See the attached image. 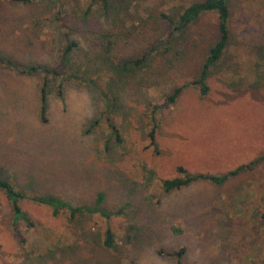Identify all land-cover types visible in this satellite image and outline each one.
Wrapping results in <instances>:
<instances>
[{
    "label": "rangeland",
    "instance_id": "1",
    "mask_svg": "<svg viewBox=\"0 0 264 264\" xmlns=\"http://www.w3.org/2000/svg\"><path fill=\"white\" fill-rule=\"evenodd\" d=\"M193 1L130 0L132 24L114 30L123 35L109 63L147 51L168 33L158 14L172 15ZM89 3L0 0V60L10 61L0 62V175L28 195L65 196L73 205H91L101 193L100 206L122 208V214L107 221L97 214L85 217L70 225L69 237L64 216L51 217L47 208L25 200L20 207L36 224L29 230L19 226L22 245L0 192V264H47V253L65 239L73 241L78 226L100 239L108 226L115 239L109 255L118 264H175L168 255L180 249L181 264H264V161L221 185L198 180L170 192L160 187L162 180L178 176V167L189 174H223L264 152V0H230L228 46L208 71L204 96L188 84L198 77L215 39L213 13L188 27L182 46L173 48L182 52L178 61L170 53L154 57L135 72L143 77L141 85L126 87L122 106L101 116L104 102L88 83L27 71L53 68L70 43L67 63L78 70L76 76L93 81L111 98L109 64L97 65L94 56L105 53L112 35L96 5L83 14ZM44 78L41 122L38 93ZM183 84L175 103L156 115L153 151L146 139L148 114L171 88Z\"/></svg>",
    "mask_w": 264,
    "mask_h": 264
},
{
    "label": "trees",
    "instance_id": "2",
    "mask_svg": "<svg viewBox=\"0 0 264 264\" xmlns=\"http://www.w3.org/2000/svg\"><path fill=\"white\" fill-rule=\"evenodd\" d=\"M14 3L20 4H31L33 2H42L43 0H7ZM130 0H90L89 5L85 8L83 14L87 15L90 13L92 5H96L98 12H100L101 17L105 26L109 28V32L112 36H109V43L105 49V53L100 50L94 56V60L97 65H102L104 63L109 64V76L107 83V88L109 89L110 97L104 91V89L91 80H84L76 76L78 70L72 69L70 64L67 63L69 58V53L71 48L74 46L70 43H66L61 50L60 56L57 59L58 62L52 68L45 66H29L27 71L36 73L40 71L47 75L58 76L61 81H84L88 83L89 86L98 92L101 100L104 102L103 107L99 115L109 113V109L122 106V92L126 87L131 86L133 89L138 88L143 80L142 76H139L135 72L140 71L145 64L150 62L154 57L158 55L163 57V55L170 53L173 61H178V55L181 50H173L175 46H182V39L184 34L188 30V27L194 24L201 16L207 13H213L216 15V28H215V39L208 47L206 51V56L203 60L201 69L199 71L198 77L191 81L188 85L196 86L200 96H204L207 92V87L205 85V80L208 76V71L211 67L217 65V63L223 57L224 52L228 46V39L230 35L229 28V17H230V0H196L189 3L186 6L180 7L172 15H164L162 13L158 14V18L161 19L168 26V33L162 39H156L154 44L145 52L140 53L137 56H130L124 59H120L115 66L109 63V56L116 53L113 52L114 45L119 36L123 35L121 31L114 32L117 30V25L120 24H132L130 21L131 15L128 14V3ZM122 30L124 28L122 27ZM114 33V35H113ZM124 34L125 30H124ZM127 35V34H126ZM185 46V45H184ZM107 50V51H106ZM152 53L154 55L152 56ZM106 55V57H104ZM1 63H10L8 60H0ZM69 62V61H68ZM74 65V63H73ZM79 68V66L77 67ZM71 70V72H70ZM135 76L133 78V75ZM44 76V77H45ZM156 76V75H155ZM158 75L157 78H160ZM131 80V82H130ZM133 80V81H132ZM64 83V82H63ZM159 83V82H158ZM187 84L180 85L178 87H173L170 89L169 93L164 95L162 102L154 104L151 111L149 112L148 119V130L146 133L147 146L153 151L156 150L155 145V132L157 130V124L155 121L156 115L164 108L173 105L181 94L182 90ZM115 86V89L113 87ZM47 83L45 78L38 93L39 99V118L41 122H45V111H46V92ZM111 90V91H110ZM47 91V90H46ZM58 97L61 98V86L57 89ZM96 120L92 121V125H95ZM105 123L110 130L111 136H113L114 141L119 143V135L116 128L113 126L109 116H106ZM91 125V126H92ZM264 161V152L262 155L254 158L253 160L242 164L232 170H229L223 174H207V173H187L183 168L178 167L176 169L178 176L162 180L160 182V187L163 192H170L173 190H178L182 187L188 186L195 181L208 182L214 185H221L226 179L234 177L238 174L244 173L251 170L255 164ZM0 192L6 198L10 215H11V227L17 242L24 244V238L20 234L19 226L24 230H29L35 227V222L32 221L27 214L21 209L20 202L30 201L36 205L43 206L49 210L51 217H59L60 215L65 217V228L64 233L68 232L70 237V225H77V222L85 217H90L93 214H97L107 221L110 217L121 215L122 208L116 211H106L100 204L103 200L104 195L97 193L93 204H76L70 203L65 196H54L45 195L40 193L30 194L20 191L15 187L13 181H9L0 175ZM69 199V198H68ZM70 200V199H69ZM61 217V216H60ZM261 218H264V212L261 213ZM84 231V233L80 232ZM77 235L74 234V240L67 242L66 239L61 241L60 246L53 247L46 255L47 264H118L115 258H112L109 254L114 251L115 239L111 229L106 226L102 237L100 239L99 235L94 238L91 236V232L88 230H83V228H76ZM67 234V235H68ZM63 237L64 234H63ZM73 237V236H72ZM71 237V238H72ZM182 249L177 252L170 253L168 256L173 257L175 264H181L180 257L182 254ZM126 264H134L128 261Z\"/></svg>",
    "mask_w": 264,
    "mask_h": 264
}]
</instances>
